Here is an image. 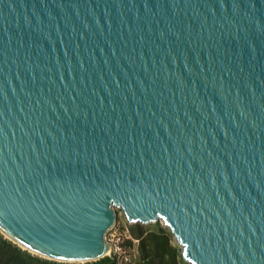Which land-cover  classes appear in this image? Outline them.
Segmentation results:
<instances>
[{
	"label": "water",
	"instance_id": "1",
	"mask_svg": "<svg viewBox=\"0 0 264 264\" xmlns=\"http://www.w3.org/2000/svg\"><path fill=\"white\" fill-rule=\"evenodd\" d=\"M114 206L264 264V0H0V231L96 259Z\"/></svg>",
	"mask_w": 264,
	"mask_h": 264
},
{
	"label": "trees",
	"instance_id": "2",
	"mask_svg": "<svg viewBox=\"0 0 264 264\" xmlns=\"http://www.w3.org/2000/svg\"><path fill=\"white\" fill-rule=\"evenodd\" d=\"M131 234L138 238L137 249L142 264H185L181 251L172 244L173 235L165 225L150 228L140 222L130 225ZM131 242V239H128ZM132 263V264H137ZM127 263V262H126ZM0 264H117L115 256L103 255L85 261L48 258L23 248L0 231Z\"/></svg>",
	"mask_w": 264,
	"mask_h": 264
},
{
	"label": "rangeland",
	"instance_id": "3",
	"mask_svg": "<svg viewBox=\"0 0 264 264\" xmlns=\"http://www.w3.org/2000/svg\"><path fill=\"white\" fill-rule=\"evenodd\" d=\"M114 210H115V220L112 223V225L107 229L105 233V240L111 246L115 244L120 246V248H118L116 252H111L110 254L109 253L106 254L110 256H115L117 258V262H120V264L136 263L137 260L139 259L138 249H137L138 238L132 236L130 225L134 222H140V221L130 222L125 217L122 209L118 206H114ZM140 223L150 228H156L158 225L165 226V224L160 218H156L154 220L145 223L143 222ZM128 239H131V242H129ZM171 242L173 245L176 246L178 251H181V245L176 241L174 236L173 238H171ZM180 258L185 264H190L188 261H186L183 258V256H181ZM137 264H142V263L137 262Z\"/></svg>",
	"mask_w": 264,
	"mask_h": 264
},
{
	"label": "bare ground",
	"instance_id": "4",
	"mask_svg": "<svg viewBox=\"0 0 264 264\" xmlns=\"http://www.w3.org/2000/svg\"><path fill=\"white\" fill-rule=\"evenodd\" d=\"M162 220V219H161ZM3 231V230H2ZM4 232V231H3ZM5 233V232H4ZM6 234V233H5ZM6 235H8V234H6ZM9 236V235H8ZM10 237V236H9ZM12 238V237H11ZM13 239V238H12ZM13 240H15V239H13ZM16 241V240H15ZM16 242H18V241H16ZM19 243V242H18ZM21 244V243H20ZM24 246V245H23ZM110 249H111V245L109 244V243H106V245H105V250H104V252L103 253H108V251H110ZM35 251V250H34Z\"/></svg>",
	"mask_w": 264,
	"mask_h": 264
},
{
	"label": "built area",
	"instance_id": "5",
	"mask_svg": "<svg viewBox=\"0 0 264 264\" xmlns=\"http://www.w3.org/2000/svg\"><path fill=\"white\" fill-rule=\"evenodd\" d=\"M118 248H120V246L113 244V246H111L109 254L111 252H116L118 250ZM117 264H120V262H117Z\"/></svg>",
	"mask_w": 264,
	"mask_h": 264
}]
</instances>
